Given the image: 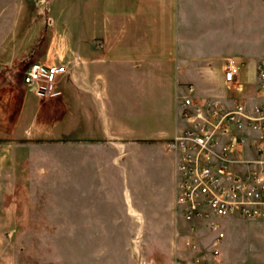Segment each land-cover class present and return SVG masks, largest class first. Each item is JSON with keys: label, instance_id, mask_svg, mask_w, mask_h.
Listing matches in <instances>:
<instances>
[{"label": "rangeland", "instance_id": "1", "mask_svg": "<svg viewBox=\"0 0 264 264\" xmlns=\"http://www.w3.org/2000/svg\"><path fill=\"white\" fill-rule=\"evenodd\" d=\"M6 1L0 0V115L4 112L10 118H0V136L31 132L40 140H52L46 145L55 148L56 160L50 170L36 171L28 182L15 178L14 172L0 170V201L50 198L55 211L28 212L34 215L28 218H0V264H147V260H160L161 256L171 263L178 253L182 264H191L199 254L210 264H264V219L231 220L219 248L214 247L209 234L198 235L201 249L196 253L191 248L196 236L185 238L177 253L175 234L159 219L160 213L169 214L172 226L174 215L182 216L174 204V154L168 148L170 140L187 125L179 95L192 85L197 100L218 102L226 109L240 100L252 105L257 84L253 62L242 67L240 81L239 71L236 83L229 85L223 80V63L213 69V74L186 76L180 81L177 69L175 99L162 89L163 75L136 76L142 86L147 82V91L122 93L135 95L137 110L147 118L120 115L88 122L81 118H13L21 102L13 98L12 89L30 92L21 84L27 64L37 61L64 66L62 83L74 84L71 97L77 107L80 82L111 81V76L96 74V62H110L112 56L111 44L105 43L95 24H81L79 14L85 10L86 0H68L65 5L72 12L63 9L62 0H24L19 10L5 9L10 6ZM92 5H96L95 0ZM128 151H135L136 168L131 170L136 182L135 206L127 203ZM111 154L120 156L119 177L102 169L100 158ZM144 158L146 196L141 172ZM161 170L168 175H161ZM113 182L121 185L119 213L100 202L103 187L105 190ZM112 214L119 217H106ZM100 215L105 217H97ZM179 223L183 232H191L189 221L179 217ZM201 230L209 232L208 226Z\"/></svg>", "mask_w": 264, "mask_h": 264}, {"label": "crops", "instance_id": "2", "mask_svg": "<svg viewBox=\"0 0 264 264\" xmlns=\"http://www.w3.org/2000/svg\"><path fill=\"white\" fill-rule=\"evenodd\" d=\"M67 1H61L64 3L63 9L72 12L68 9L70 6L65 5ZM86 2L88 3L85 4V10L79 14L81 24L83 26L95 24L104 35L105 43L111 44V60L96 62L98 63L96 74L111 76V81L80 82L77 107L74 105L76 100L71 97L74 84L62 83L63 79L59 85L62 94L47 100H41L30 92L10 89L14 92L13 98L21 102L18 114L13 118H81L83 122H88L92 118H119L120 115L123 118H147V115L137 110L136 96L122 93L131 90L147 91V82L142 86L141 82H136V76L163 75L161 87L170 92L175 99L177 69L180 70L178 72L180 81L185 80L186 76L199 78L200 75L213 74V69L223 63V80L229 85L224 76L226 59H234L240 66L239 81L242 67L247 62H253L257 74V66L264 59V0H95V6L91 2L89 4V0ZM23 3L24 0H7L6 4L10 6L5 9H23L21 7ZM209 63L213 66H209ZM158 103L161 104L162 99ZM0 118L10 117L2 112ZM99 138L101 137L95 136V139ZM49 141L33 137L31 132L25 135L0 136V170L14 172L15 178L22 177L26 182L33 179L36 171L47 172L52 168L51 166H54L56 160L55 148L46 145ZM127 159L129 171L126 185L129 193L127 203H133L135 206L136 182L135 174L131 173V170L135 171L136 168L135 151H128ZM146 159L141 162H144L141 172L145 196L147 195ZM100 161L103 170L111 171L113 176L116 172V175L120 176L119 155L116 157L115 154H111L110 157L100 158ZM174 164L176 168L175 155ZM161 175L168 174L161 170ZM31 185L26 183L25 186ZM109 186L111 190H107ZM120 189L121 185L114 182L105 186V190L103 187V198L100 200L105 206L111 205V209L117 213H119ZM144 202L145 199L143 205ZM11 203L15 205L12 206ZM36 203L48 205L36 206ZM50 203H52L50 198L4 199L0 201V218H28L34 217L26 214L28 212L45 209L55 211ZM67 203L70 204L71 200L69 199ZM174 204L177 209L176 203ZM13 212L17 214H8ZM168 215L160 213L159 219L161 224L167 227L166 229H171L175 234L178 253L185 238L194 236L195 231L192 232V224L191 232H183L179 217L182 221L184 218L178 214L174 215L176 221L171 226ZM106 217L117 218L119 215L112 214ZM210 237L212 242L215 234H210ZM223 242L224 240L217 244L213 241V245L219 248ZM168 248L167 245L166 250ZM197 251L198 249L193 250V253ZM153 262L182 264L179 253L171 263L166 256H161L160 260H147V264ZM191 264H210V262L205 255L199 254L191 260Z\"/></svg>", "mask_w": 264, "mask_h": 264}, {"label": "built area", "instance_id": "3", "mask_svg": "<svg viewBox=\"0 0 264 264\" xmlns=\"http://www.w3.org/2000/svg\"><path fill=\"white\" fill-rule=\"evenodd\" d=\"M239 70L234 59H226L225 81L235 83ZM65 72L64 66L31 62L21 84L41 100L55 98ZM256 77L252 105L240 101L226 109L200 101L192 85L178 97L187 125L168 143L176 160L175 203L194 236L215 234L217 244L230 220L264 219V59ZM205 226L209 232H202ZM191 248L201 249L198 237Z\"/></svg>", "mask_w": 264, "mask_h": 264}]
</instances>
